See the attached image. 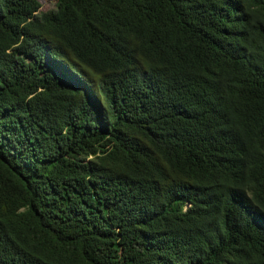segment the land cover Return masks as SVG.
I'll return each instance as SVG.
<instances>
[{"label": "trees", "instance_id": "1", "mask_svg": "<svg viewBox=\"0 0 264 264\" xmlns=\"http://www.w3.org/2000/svg\"><path fill=\"white\" fill-rule=\"evenodd\" d=\"M0 0V264H264V0Z\"/></svg>", "mask_w": 264, "mask_h": 264}, {"label": "rangeland", "instance_id": "2", "mask_svg": "<svg viewBox=\"0 0 264 264\" xmlns=\"http://www.w3.org/2000/svg\"><path fill=\"white\" fill-rule=\"evenodd\" d=\"M40 7L39 10L43 11L53 7L54 0H38Z\"/></svg>", "mask_w": 264, "mask_h": 264}]
</instances>
